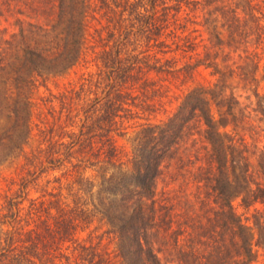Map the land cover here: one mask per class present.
I'll return each instance as SVG.
<instances>
[{
    "label": "trees",
    "instance_id": "16d2710c",
    "mask_svg": "<svg viewBox=\"0 0 264 264\" xmlns=\"http://www.w3.org/2000/svg\"><path fill=\"white\" fill-rule=\"evenodd\" d=\"M227 1L0 0V6L9 2V10L22 16L16 18L17 34L0 35V109H7L13 119L0 133V158L21 150L31 134L30 103L38 78L64 72L83 58L86 19L93 2L106 22L97 71L88 73L90 79L79 92L70 89L59 96L57 122L63 110L65 121L55 123L58 139L37 156L31 154L29 161L36 159L40 173L63 169L62 175L72 177L76 185L72 205L60 189L46 191L42 196L48 199H29L25 191L29 180L22 179L0 209V264H110L111 258L121 264L251 263L246 225L232 202L239 198V205L248 208L264 200V145L255 157L259 181L254 182L249 161L255 152L249 150L245 134L236 129L241 110L233 93H224L225 71L216 60L218 52L212 61L197 58L182 66L167 58L161 62L158 55L180 50L190 53L188 58L199 56L186 29L177 31L169 19L176 21L185 10L186 14L196 12L214 2L220 5L205 14H215L212 21L220 18L227 35L237 37L231 40L241 42L238 6L231 7ZM49 7L55 8V15L47 13ZM30 14L46 15L53 23L32 22ZM208 22L206 17L204 24ZM31 33L38 41L31 39ZM208 33L216 45L230 46L214 26L208 27ZM167 35L175 48L163 50L170 47L164 40ZM151 47L159 49L150 51ZM200 66L211 67L217 75L212 86L189 91L166 121L141 125L131 139L130 153H124L115 141V135L124 132L123 118L138 113V107L147 110L150 102L138 105L134 100L147 99L148 91L158 90L152 88L147 73L183 71L188 76ZM210 101L222 108L217 118ZM256 105L264 119V105L259 101ZM164 169H173L170 178L177 175L194 189L181 192L169 187L157 198ZM88 170L94 173L87 175ZM25 200L29 205L23 213ZM97 215L106 220L107 233L116 240L112 257L97 245L80 243L76 236L80 225Z\"/></svg>",
    "mask_w": 264,
    "mask_h": 264
},
{
    "label": "rangeland",
    "instance_id": "374dc122",
    "mask_svg": "<svg viewBox=\"0 0 264 264\" xmlns=\"http://www.w3.org/2000/svg\"><path fill=\"white\" fill-rule=\"evenodd\" d=\"M10 3V5H14V2ZM227 3L231 7H234L235 4L238 6L239 21L242 24L241 28H243L241 42L239 40L238 42L231 40V38L237 40V37H229L227 35L224 27L220 26V18L217 17L218 21H212L215 14H205L213 6L220 5L218 2H214L210 6H205L203 9L199 8L196 12L186 14L187 11L185 10L179 15L176 21L174 18L169 19L177 31L186 29L185 33L196 43L199 56L188 58V54L190 53L186 54L180 50L176 53L166 52L158 55L162 59L161 62L167 58L172 59V61L177 60V65L182 66L186 62L193 63L197 58L206 62L212 61L214 55L218 52L216 60L219 62L220 68L225 71L224 79L226 87L224 88V93L228 94L231 91L239 102L237 108L241 110V113L237 114L236 129L239 134H245L251 144L249 150L255 152V156L250 157L249 168L255 174L252 176V181L257 182L259 181V176L257 174L258 167L255 157L264 145V119L256 105L257 101L261 105H264V0H229ZM8 4L9 2L6 5L0 6V30L2 31L0 35H4L7 38L13 33H18L19 24L16 22V18L22 17L14 12L15 9L9 10L11 7L8 8ZM54 9L49 7L47 10L49 12L47 13L51 14L53 12V15H55ZM91 9L92 11L86 19V43L83 49V58L72 68L64 72L49 74L43 78H38L36 88L32 94V102L30 103V116L32 121L31 134L27 141H23L25 144H23L21 150H15L12 155L0 158V209L5 204V200L13 196L17 191L22 179L29 180L25 190L29 199L34 198L36 201H40L43 198L48 199L49 196H42L46 191L53 190L58 192L61 190L62 195L66 197L65 201L69 205H72L71 191L76 188V185L71 183L72 177L62 175L63 169L54 172L49 171L48 174L40 173L41 168H38L36 159L34 161L31 160L33 162L32 164L29 161L31 154L37 156L40 149H44L43 151H45L46 148L52 145L54 140L58 139L57 135L58 132L60 133V130L56 128L57 125L55 123L61 114L59 96L70 89L79 92L82 84L88 83V73H95L97 71V56L102 50V44L105 42L102 38L106 36V31L103 27L106 22L97 4L93 2ZM30 15L33 17L30 19L32 22L53 23V20H50L46 15ZM53 15L51 16L52 19L54 18ZM206 17L209 18L208 24H204ZM180 26L182 27L179 28ZM210 26H214L215 32L219 33L223 42H229L230 46H225V44L222 47L216 45L214 37L210 41L208 33V27ZM22 28H24L23 35L27 37V31H25L26 26H22ZM29 30L32 29L29 28ZM30 37L31 39L33 37L34 41H38V37L34 33H31ZM164 40L170 47H164L162 48L163 50L175 48V44L171 45L172 40L170 36H165ZM135 46L136 43L131 47ZM218 47H221L223 51L221 52ZM139 49L144 50L147 47L140 46ZM149 49L150 51H157L159 48L151 47ZM223 55H226L224 57L225 59H223ZM221 59L225 61L221 62ZM223 65H227L228 68L223 69ZM253 65L255 67L252 69ZM236 66H240V68H236ZM212 70L211 67L200 66L194 72H190L188 76L184 75L183 71L179 73L150 71L147 73L148 79L154 84L152 88H157L158 90L156 92L148 91L147 99L140 97L134 100V104L138 105L142 101L150 102L151 106L147 110H139L138 107L135 109L139 111L138 113L127 114L123 118L122 127L125 128L124 132L121 135L120 133L115 135V141L123 149V152L130 153L131 139L141 125L144 123H161L166 121L176 112L178 106L189 91L196 87L212 86L217 79V75L212 74ZM246 75L248 76L247 79H245ZM210 107L217 118V114L222 111V108H216L211 101ZM234 112L237 113L236 109ZM64 113L63 110V115L59 122L65 121ZM12 122L13 119L10 112L5 108H1L0 133L6 128H9ZM66 122H70V120ZM51 128H53L52 134L51 132L48 133ZM40 131L42 132L40 133ZM64 139L68 140L66 137ZM35 163L37 166H35ZM67 168L71 169L68 164ZM35 170L36 172L33 175H28ZM171 171L173 169L163 170V174L157 183V198L160 197L163 189H169V187L180 190L181 192H184L185 188L187 192L194 189L192 184H185L183 178L177 175H173L170 178L168 173ZM90 173L94 172L88 170L87 175ZM38 175L39 178L35 180L34 177ZM53 176L59 177L60 181H54ZM47 178L50 180L49 183H46ZM250 185L254 187L253 184ZM50 199L54 198L50 197ZM232 203L246 225V232L252 251L250 264H264V239L262 236L264 231V200H257L248 208H243L239 205V198L233 200ZM23 205L24 210L26 209L23 213H26L29 200H25ZM108 227L106 220L101 219L97 215L88 223L81 224L76 236L80 243L86 246L97 245L102 252L105 251L112 257L116 252V240L111 234L107 233ZM111 259L110 264H121L119 259Z\"/></svg>",
    "mask_w": 264,
    "mask_h": 264
}]
</instances>
